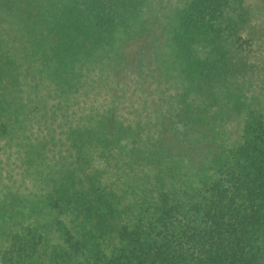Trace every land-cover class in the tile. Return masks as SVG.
<instances>
[{
    "label": "trees",
    "instance_id": "obj_1",
    "mask_svg": "<svg viewBox=\"0 0 264 264\" xmlns=\"http://www.w3.org/2000/svg\"><path fill=\"white\" fill-rule=\"evenodd\" d=\"M0 264H264V0H0Z\"/></svg>",
    "mask_w": 264,
    "mask_h": 264
}]
</instances>
